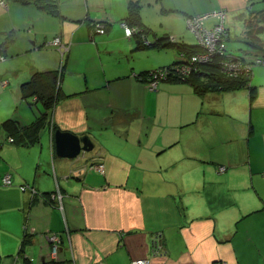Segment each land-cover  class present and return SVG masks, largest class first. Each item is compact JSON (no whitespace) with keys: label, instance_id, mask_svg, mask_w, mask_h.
I'll list each match as a JSON object with an SVG mask.
<instances>
[{"label":"crops","instance_id":"0c3cea01","mask_svg":"<svg viewBox=\"0 0 264 264\" xmlns=\"http://www.w3.org/2000/svg\"><path fill=\"white\" fill-rule=\"evenodd\" d=\"M139 1L144 26L189 45L198 43L190 18L198 16L208 29L218 19L203 15L224 11L226 50L238 55L244 54L239 41L251 40L247 25L255 20V9L264 8V0ZM58 2V15L32 4H0V50L5 56L0 61V102L2 89L13 84L18 107L12 117L29 124L44 110L40 102L20 94V84L32 72L62 70V96L33 143L14 144L0 128V247L11 245L0 253V264H21L24 259L31 264H132L140 258L148 264H264L263 81L254 84L251 76L253 97L246 88L199 96L186 82L165 81L153 91L146 89L153 105V113L146 115V110L118 99L125 93L117 87L132 82L142 87L139 75L150 69L106 66L111 55L125 61L132 56L129 51L153 49L140 48L134 36L125 35L121 23L129 0L116 6L112 0ZM109 7H116L111 18H119V24L92 17L90 9ZM142 7L152 9L154 17H144ZM97 20L107 23L105 32L89 29ZM188 27L194 40L187 36ZM55 36L68 47L63 57L49 43ZM170 48L175 53L172 62L178 61L179 53ZM27 53L36 56L35 64L14 68L12 60ZM135 127L140 133L133 132ZM56 128L88 134L93 149L74 159L57 156ZM218 143L223 149L213 155ZM93 162L103 163V172L88 167ZM220 166L225 167L222 175ZM6 175L9 185L3 182ZM176 180L186 181L182 190L197 182V188L203 184L210 191L201 193V210H187L186 201L176 199L180 185H170ZM227 188L233 198L236 191L249 190L245 210L220 200L218 190ZM48 193L53 201L44 197ZM225 198L231 201L227 194ZM253 214L255 239L251 233L241 237V224ZM50 234L60 238L54 257Z\"/></svg>","mask_w":264,"mask_h":264},{"label":"trees","instance_id":"16d2710c","mask_svg":"<svg viewBox=\"0 0 264 264\" xmlns=\"http://www.w3.org/2000/svg\"><path fill=\"white\" fill-rule=\"evenodd\" d=\"M8 1L20 4H32L49 14H60L58 0ZM140 8L141 5L139 0H129L127 13L123 21L133 28L131 37L134 36L137 39L138 47L153 49L174 47L179 53L180 58L178 62L180 64L187 61L188 65L185 64V68L187 69L189 63L191 64L192 62L186 74H179L177 70L181 67H179L180 65L175 66L174 62L160 67L166 68V74L162 79L171 82H186L199 96L206 93L248 88L250 97H253L254 85H251V76L250 73L247 74L246 66L243 65L235 69H231L228 66V63L235 61L247 64L249 63L248 58H244L241 55L226 50L221 54L214 55L211 60L206 62L192 61L190 56L202 50L198 43L189 45L180 41L174 42L172 38L166 34H156L150 28L144 26L141 20ZM97 23H101V21H91L89 23V29L91 31L96 30ZM102 26L103 30H107L106 22H103ZM225 35L227 41V32H225ZM237 57H240V59ZM160 68L142 71L139 75V79L143 81L148 80L153 77ZM61 79L62 70L60 68L43 69L35 70L26 81L20 84L21 97L24 100L35 99L42 104L44 110L29 124H22L17 118L13 117L6 118L0 123V128L6 131L8 139L11 137L14 144L29 145L33 143L38 138L39 130L49 123L50 111L62 96L60 87ZM44 197L48 200L50 199L49 201L52 200L51 193L46 194ZM23 264H31V262L24 259Z\"/></svg>","mask_w":264,"mask_h":264},{"label":"rangeland","instance_id":"374dc122","mask_svg":"<svg viewBox=\"0 0 264 264\" xmlns=\"http://www.w3.org/2000/svg\"><path fill=\"white\" fill-rule=\"evenodd\" d=\"M7 1L8 0H4V3L6 5H7ZM72 1H74V0H66V3L70 5ZM120 2L126 4L127 0H112V2L110 4H111V6H116ZM90 10H91L92 17H97L99 19L100 18L101 19H109L110 18V19L116 21L117 24H119V18H116V19L115 18H111V17L115 16L114 12H116L115 11L116 7H115V9L109 7V8L102 9V10L101 9H90ZM141 12H143L142 14L144 15V17H147V16L154 17V15L152 13V9H147V8L142 7ZM116 17H117V15H116ZM212 18L213 19L216 18V19L219 20V17H217V16L210 17L208 20H212ZM102 23L103 22L101 21L100 28L102 27ZM222 25H223L222 27L226 30L225 24L223 23ZM152 26L155 27V28H158V26L156 24L152 25ZM247 26L248 27L250 26V29H249L250 32L249 33H250L251 40L250 39H248V40L245 39L243 41H239V44H238L241 47H243V53L244 54L241 55V56L244 57V58L246 57V58L249 59V63H247V64L243 63V65L246 66L247 74L250 73V76H252V80H253L254 84H258L261 81H263V83H264V72H263L264 71V8L255 9V20L253 21V23L248 24ZM244 28L245 27H243V29ZM187 29L189 30L187 32V36L192 37L190 28L188 27ZM113 30H114V27L112 26V28H110V32H113ZM240 30H241V28H240ZM97 31L99 33H103L106 30H97ZM224 35H225V33L222 34V36H224ZM192 40H194V37H192ZM234 43H236V42L229 41V44L232 45V46L234 45ZM226 46H227V41H226ZM225 49H227V47H225ZM57 51H58L59 57H60L61 52L58 49H57ZM233 51H236V50H233ZM129 52L132 55L130 57V60H127L126 58H124L125 61H122V60L119 61L118 58H116L115 55H111V57H107V58H111V59H110V62L108 64H106V66L110 70H113V68H118V67L123 69V68H126L128 66H134L135 71L138 72V69H140L142 67L143 68L147 67L149 69L160 68V67L166 65L167 63H171L173 61L174 57H175L174 50L171 49V48L170 49L167 48L166 50H154V49H149V50H146V51H142V50H138V51L135 50L134 51L133 50V51H129ZM35 58H36V56L34 57V55H32L30 53L29 54L28 53L24 54V55H22V56H20L18 58L15 57L12 60V66L14 68H16V67L18 68L19 67V68L26 69L25 67H28L30 65L35 64V61L37 60ZM237 58L240 59V57H237ZM104 63H105V61H104ZM232 63L233 64L234 63L237 64V62L236 61L235 62H231V64L228 63V65H230V68L234 69L235 66H233ZM174 64H175V66L181 65L178 61L174 62ZM239 64L242 65L241 62ZM139 74H140V72H139ZM5 78L8 79L7 76H5ZM165 81H167V80L160 79L159 82H158V86H159L160 83H162V82L164 83ZM143 83H145V84H142V87L144 89L138 85V84H141L139 82L127 83V84L122 85L121 87H117V88L122 89V91H124V93H125V95L120 94L118 96V99H124L125 102H127L128 105L131 103V104L139 106L141 109L146 110V112H144L146 115H149V113H151V114L153 113L152 112L153 105H152V101H151L152 99L148 100L147 97H146V94H145V92H147L146 89L148 88V80L144 81ZM121 84L122 83H120L118 85H121ZM114 85H116V83ZM158 86H157V88H158ZM12 87H13V84H9L7 86V89H5V90L2 89V91H5L4 92L5 94H4V99H2V102H0V121L1 122L4 121V119L9 118L10 116L11 117L15 116L13 114L14 112L17 113L18 105H17V102H15L14 98H12V91H11ZM176 87H178V86H174V88H176ZM187 88L189 89L188 86H187ZM192 90H193V88H192ZM179 92L180 91L177 90L178 94H179ZM181 94H183V93H181ZM214 95L216 96V94H214ZM0 97H1V95H0ZM155 98H156V96H155ZM186 102H188V101H186ZM34 106L35 105H33V107ZM183 106H184V101H183V98H182L178 102V109L176 110V114L180 115L182 113V107ZM173 107L174 106H169V109L172 110V109H174ZM141 109H139V110H141ZM13 118H16V117H13ZM144 122H145V120H143V123ZM146 131H148V130L146 129ZM133 132L134 133H138V132L140 133V130L137 129V127H135V129H133ZM223 146L224 145H221L220 143H218L215 146V148L212 149L213 155H214V153L217 154L218 152H220L223 149L222 148ZM88 167H90V168H92V169H94L96 171H99V172H103V169H104L103 163H101V162L91 163ZM221 167L222 166H220L218 168V170H217L219 175L224 174L223 171L219 170V169H221ZM185 182L186 181H182V184H181V182L176 180L175 182H173V184L170 183V182L169 183H170L171 186H174V187H175L176 184L177 185L179 184L180 188L182 190V187H184V185L186 184ZM196 183L197 182H194L192 184V186H190L188 188H183L182 191L181 190L178 191L177 188H175V197H176V199L178 201H181V198H182V200L184 199L186 201L185 205L188 208L187 210H195V211L201 210L200 209V205L204 202L203 201L204 199L202 198L201 193H203V194L210 193L209 190H206L204 188L203 184H201V187L197 188ZM7 185H9V184H7ZM181 185H183V186H181ZM224 188L225 187H223V189ZM223 189L218 190L219 197H221L220 200H224L226 205L228 207L230 206V208L231 207H235V209L237 211H239L242 208L245 210V207L243 205H244V202H246V199H245V196L247 194L246 191H249V190L236 191V197L234 196L235 198H233L232 195H228L230 193V190H228V188L226 190H223ZM180 191L182 192V194H178V193H180ZM238 193H239V196H238ZM226 194H227V198L231 200L230 202H227V200L225 198ZM182 195H183V197H182ZM213 196L214 195L212 194L211 197H213ZM252 202H253V200H252ZM252 204H254V203H252ZM186 207L184 206V208H186ZM206 208H207L206 211L210 208V205L207 204V203H206ZM251 209H253V207L249 208V210H251ZM244 210H243V212H244ZM248 211H246V212H248ZM9 217H10V214H8V216H6L7 219H10ZM253 220H255V214H253L249 218H246L244 220V222L241 224L240 230L238 231V235H240L241 237H243V235H244L246 237V235L251 233L252 229H254V232H255V223H253ZM8 223H9V228H11L13 226L12 222L8 221ZM254 232L251 233L252 234L251 237H254L253 239H255V233ZM5 236L6 235H3V237H5ZM58 240H60V238ZM250 241H251V238H250ZM58 242L55 243L52 239L49 240L50 248H51V254H52L53 257H54L55 253L58 250V247H56V244L58 245ZM248 244H250V243H247L246 239L244 238L245 249H248ZM8 245H10V244L9 243H5L2 247H0V253H4L3 252V248L4 249L8 248V247H6ZM261 248H263V243L261 245ZM262 250L264 251V248ZM14 261H15V263H13V264H20V261H18V260L17 261L14 260ZM21 264H23V263H21Z\"/></svg>","mask_w":264,"mask_h":264},{"label":"built area","instance_id":"2783aa9c","mask_svg":"<svg viewBox=\"0 0 264 264\" xmlns=\"http://www.w3.org/2000/svg\"><path fill=\"white\" fill-rule=\"evenodd\" d=\"M0 4L3 6L6 5L4 3V0H0ZM207 15H215V16L219 17L218 22L214 26H212L208 29L203 28V26L200 24V21H199L200 18L198 16H195V17L189 19L191 29L195 33L198 45L202 49L200 52H197L196 54H193L190 56V59L192 61L206 62V61L211 60V58L214 55H218V54H221V53L226 51V49H225V47H226V35L222 36V34L226 32V30L222 27L223 26L222 24H223L224 11L219 10V11H215V12H212L209 14H204L203 17H206ZM100 25H101L100 23H97L96 30H103V26L100 28ZM121 26L124 29L125 35L131 36V34L133 33V28L131 26L127 25L125 22H122ZM49 43L52 46L57 47V49L61 52L62 57L64 56V53L68 49L67 45L62 43L61 38L59 36L53 37ZM4 59H5V56L2 54V52L0 50V61H3ZM239 63L240 62H237V64L232 63V65L235 66L234 69L237 67L243 66V64L241 65ZM185 64H187V61H185V63H182L179 66V67H181L180 69L177 70L179 74H186V72L190 69V65L192 64V62H191V64L189 63V66L187 67V69L185 68V66H186ZM228 66L230 67V65H228ZM231 69H233V68H231ZM165 74H166V68H160L158 70V72L153 77L149 78L148 79V90H150V91L155 90L157 88L159 80L162 79ZM9 141H13V139L11 137H9ZM224 169H225V167L222 166L221 169H219V170L223 171ZM3 182L5 184H11L10 176L9 175L4 176ZM20 188L24 189L25 185H20ZM48 239L49 240L52 239L55 243H57L59 241L58 240L59 237L56 234H50L48 236ZM57 246L58 245L56 244V247ZM132 264H148V262H147V260L140 258V259L134 260L132 262Z\"/></svg>","mask_w":264,"mask_h":264},{"label":"water","instance_id":"95a60500","mask_svg":"<svg viewBox=\"0 0 264 264\" xmlns=\"http://www.w3.org/2000/svg\"><path fill=\"white\" fill-rule=\"evenodd\" d=\"M55 154L59 157L74 159L81 152H90L93 143L88 134L79 135L71 130L57 128L54 131Z\"/></svg>","mask_w":264,"mask_h":264},{"label":"flooded vegetation","instance_id":"af4514ba","mask_svg":"<svg viewBox=\"0 0 264 264\" xmlns=\"http://www.w3.org/2000/svg\"><path fill=\"white\" fill-rule=\"evenodd\" d=\"M57 129V128H56ZM93 143V142H92ZM93 147H94V144H93ZM86 152H81V154L78 156V157H81V156H84V154H85ZM94 163V162H93Z\"/></svg>","mask_w":264,"mask_h":264}]
</instances>
